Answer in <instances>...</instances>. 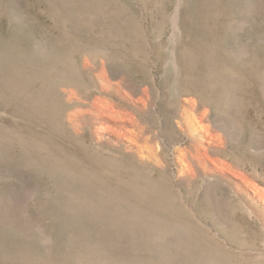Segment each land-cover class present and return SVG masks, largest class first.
<instances>
[{
  "label": "rangeland",
  "instance_id": "rangeland-1",
  "mask_svg": "<svg viewBox=\"0 0 264 264\" xmlns=\"http://www.w3.org/2000/svg\"><path fill=\"white\" fill-rule=\"evenodd\" d=\"M259 190L264 0H0V264H264Z\"/></svg>",
  "mask_w": 264,
  "mask_h": 264
},
{
  "label": "bare ground",
  "instance_id": "bare-ground-1",
  "mask_svg": "<svg viewBox=\"0 0 264 264\" xmlns=\"http://www.w3.org/2000/svg\"><path fill=\"white\" fill-rule=\"evenodd\" d=\"M194 90L196 89L197 90V87L195 86L194 88H193ZM186 100L191 104V108H188V107H186L185 106V109L183 108V113L185 114V115H187V117H194V118H196V116H195V113H196V109L200 106V105H203L204 104V101L202 102L200 99H195V98H186ZM186 101V102H187ZM204 113V112H203ZM189 122H191V120H189ZM197 123H198V125L200 126V128L203 130V131H205L206 133H207V135H209L210 137L212 136L211 135V133L209 132V130H208V127L207 126H205L204 124H202V122L200 121V118H199V120H197L196 121ZM212 160V159H211ZM212 162H213V160H212ZM217 165V164H216ZM224 165V164H223ZM188 167H189V165H188ZM221 167H223V166H221ZM242 177V176H241ZM258 191V190H257ZM256 194V193H255ZM258 194H259V196L260 197H264V193H262V192H260V190H259V192H258ZM59 198V197H58ZM75 205V204H74ZM72 207H73V205L71 204V203H63V206H61L60 208H58V210H56V211H58V212H63V214H64V217H63V219H61V221H60V223H61V225H63V227L64 228H75L76 229V227H79V225H81V220H80V216L79 215H71V211H72ZM53 210H55V208L53 209ZM79 210V209H78ZM50 211V210H49ZM87 210L85 209L83 212H86ZM51 212V211H50ZM50 215H53L54 216V214H50ZM50 217V216H49ZM55 217V216H54ZM57 217V216H56ZM62 218V217H61ZM115 218V217H114ZM114 218H110V219H108V218H106L105 219V224H107L108 222L109 223H114V221H115V219ZM53 219V218H52ZM87 221V220H86ZM107 221V222H106ZM87 223V222H86ZM116 223V222H115ZM85 224V223H84ZM90 225V224H89ZM98 225V224H97ZM91 227V228H90ZM90 227H88L86 230L87 231H89V233L90 232H94L95 231V229H97L96 228V225H95V227H92V226H90ZM100 229L99 230H101L102 228L100 227V226H98ZM57 230H59V228L57 229ZM64 230V229H63ZM92 230V231H91ZM66 231H68V230H66ZM84 232V231H83ZM56 233H58V232H56ZM88 234V233H87ZM61 235V234H60ZM59 239H60V237H58ZM85 239H87V238H85ZM61 240V239H60ZM88 240V239H87ZM14 241V240H13ZM16 242V241H15ZM74 243L72 244V246H71V248L72 249H76V248H79V247H77L76 246V243L75 242H78L76 239L73 241ZM15 244V243H14ZM19 245V247H20V243H18ZM12 246H13V244H12ZM90 246V245H89ZM14 247H17V244H15V246ZM18 248V247H17ZM69 248V247H68ZM21 249H23V246H21ZM58 249V248H57ZM56 249V250H57ZM61 249V248H60ZM32 252V251H31ZM36 252V251H35ZM61 252H62V250H61ZM32 255H35V254H33V253H31ZM31 254L29 255V256H31ZM28 255V254H27ZM27 255H25V256H27ZM35 257H36V255H35ZM35 257H34V260H31V262L32 261H35V262H33L32 264H52V262H50V261H48L47 263H44V262H36V260H35ZM30 258V257H29ZM24 259V258H23ZM27 259H28V256H27ZM37 259V258H36ZM41 259V258H40ZM56 259H58V258H56ZM51 260H53V258L51 259ZM24 262H25V264H30V262L29 261H26L25 259H24ZM20 263H21V261H20Z\"/></svg>",
  "mask_w": 264,
  "mask_h": 264
}]
</instances>
